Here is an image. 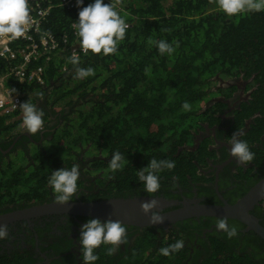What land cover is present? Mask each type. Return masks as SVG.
<instances>
[{"label": "trees", "instance_id": "obj_1", "mask_svg": "<svg viewBox=\"0 0 264 264\" xmlns=\"http://www.w3.org/2000/svg\"><path fill=\"white\" fill-rule=\"evenodd\" d=\"M44 1L57 4L60 0ZM93 2L83 0L80 7ZM79 10L76 5L56 6L41 29L57 38L67 35L69 41L78 42L69 27L78 20ZM117 11L129 25L117 53L105 56L89 52L80 58L79 66L93 68L94 76L74 79V66L67 57H60L46 63L43 84L10 82L24 93L22 103L29 100L43 110L44 130L30 135L19 131L17 122L7 123L6 117L0 116V207L11 203L21 207L26 205L22 202L44 200L50 173L63 168V164L71 166L77 154L87 164L85 172L95 177L100 186L110 175L107 185L114 195H105L100 189L98 199L117 196L118 187L134 183L137 171L153 158L175 161L172 170L157 173L160 184L164 176L175 175L184 183L187 174L197 176L191 159L207 153V139L195 150L188 149L193 142L191 131L200 121H215L213 113L224 103L211 100L232 90L218 76L243 75L247 79L253 75L257 86L249 103L241 106L242 110L249 109L247 115L256 111L259 115L239 138L248 143L256 162L264 159V149L251 146L264 134V11L228 17L210 0H122ZM150 39L165 40L174 47L178 42L179 46L171 55H161ZM43 58L37 63L42 64ZM15 62L0 60V74ZM40 92L44 93L43 100ZM185 101L191 110L182 109ZM237 114L232 131L241 127ZM15 138L19 139L12 143ZM116 151L125 157V165L113 172L108 164ZM16 153L23 158L15 163L10 156ZM81 181L78 180V187ZM228 222L243 227L236 220ZM143 233L152 236L150 229ZM208 237V252L201 263L188 264H264V240L253 231L238 232L231 238L235 242L232 245L224 242L219 233ZM141 240L138 251L114 264L186 261L184 246L168 257L158 253L160 248L178 241V237L160 241L159 247L147 255V247L155 243L149 241L143 246ZM239 242L241 247H237Z\"/></svg>", "mask_w": 264, "mask_h": 264}, {"label": "flooded vegetation", "instance_id": "obj_2", "mask_svg": "<svg viewBox=\"0 0 264 264\" xmlns=\"http://www.w3.org/2000/svg\"><path fill=\"white\" fill-rule=\"evenodd\" d=\"M242 76L234 78L227 76L230 80L225 85L230 86L232 90L228 95L222 93L217 96L218 98L211 100V102L220 101L224 103L220 110L213 113L215 121H200L198 127H194L191 131L193 142L191 148L188 149L195 150L202 140L207 139L205 144L207 153L195 155L191 159L196 166L197 176L192 177L187 174V182L185 183L177 179L175 175L164 176L159 190L151 194L144 191L143 184L138 183L137 177L134 183L125 187L119 186L116 191L117 196H110L109 198L154 197L178 201L177 204L163 206L159 209V212H165L181 206L186 201L217 204L224 200L232 203L263 178L264 159L260 162L253 159L247 166H241L229 155L230 145L228 141L231 135L234 132L246 133L253 124L255 117L259 115L258 111L247 115L249 109L242 110L241 103H249L251 93L257 86V83L253 82V75L247 79H243ZM236 112H239L237 117L241 127L232 131L231 126L235 123L234 114ZM229 131H232V134ZM29 138L31 139V137ZM18 139L15 138L12 143ZM251 146L264 149V134L262 133L259 140L252 143ZM70 164L71 166L73 164L80 166L79 179L82 180L77 195L72 200H99L100 189H103L105 195H114V192L109 193V186L107 185L110 175L105 183L100 186L94 181L95 177L85 172L87 164L80 154H77ZM71 166L63 164L62 167L71 168ZM47 187L48 193L44 200L22 202L21 205L26 204L24 206H27L54 200L55 194L50 186ZM90 194L96 197H89ZM21 207L14 203L5 204L0 207V214ZM250 213L264 227V196L250 209ZM218 218L214 216L190 217L168 225L159 224L142 227L124 224L127 228L128 242L121 245L119 251L111 256L106 255L109 245H101L95 250V254L99 256L95 264H114L118 260L124 259L126 255L139 250L140 239H143L141 240L143 246L149 241L155 243L154 246L147 247V255L159 247L160 241L167 242L169 239H175V237L182 240L185 249H187L186 261L183 264H188L189 261L201 263L205 253L208 252L209 235L219 233L224 242L229 243V245L235 243L224 232L216 229L215 225ZM90 219L92 218L83 215L52 214L8 223L6 224L8 239L0 240V262L1 264H83L79 243L80 230L81 226ZM234 226L242 234L249 231L245 230L244 225L243 227L239 224ZM149 229L152 236L143 233ZM241 245L242 243L239 242L237 247H241ZM244 248L249 250L251 247L244 246Z\"/></svg>", "mask_w": 264, "mask_h": 264}, {"label": "clouds", "instance_id": "obj_3", "mask_svg": "<svg viewBox=\"0 0 264 264\" xmlns=\"http://www.w3.org/2000/svg\"><path fill=\"white\" fill-rule=\"evenodd\" d=\"M217 5V10L223 12L228 17H235L252 12L264 11V0H210ZM29 0H0V38L16 39L23 37L31 24ZM83 0H76V6L80 8L78 20L72 24L75 35L78 38L80 50L87 55L92 54L114 55L117 53L118 44L122 42L129 25L117 11V6L122 4V0H94L86 7H80ZM161 55H171L178 47H175L165 40L153 41ZM68 63L74 66V79L83 80L95 75V70L91 67L82 68L79 66L80 57L76 52L68 58ZM222 81H228L227 76L220 77ZM16 90L11 89L14 93ZM40 100H43L44 93L40 92ZM4 95L0 94V101L4 100ZM2 106V105H0ZM22 112V127L30 135H35L44 130V112L36 104L27 100L19 105ZM185 111L191 110L190 104L185 101L182 104ZM243 132H234L228 144L230 145L229 155L235 159L237 164L247 166L255 154L250 150L246 141L238 137ZM125 165V157L119 152H113L108 167L115 172L121 170ZM175 167V161L151 159L147 166L137 171L138 180L143 184V189L147 193H156L160 188L159 176L157 173ZM80 178V166L73 164L71 168H60L52 171L48 177V185L54 192V200L57 205H65L77 195L78 180ZM159 207L156 199H151L141 203L140 210L148 216L150 224L163 222L160 212L154 211ZM218 231L224 232L228 238L238 235L236 226H229L226 217H220L215 225ZM8 239L7 225H0V240ZM127 228L120 221L107 220L101 222L99 219H90L81 226L79 243L81 246L83 264H95L99 256L95 250L101 245H109L106 255H114L121 245L126 244ZM184 246L182 240H178L167 247H162L158 253L168 257L172 253L180 251Z\"/></svg>", "mask_w": 264, "mask_h": 264}, {"label": "water", "instance_id": "obj_4", "mask_svg": "<svg viewBox=\"0 0 264 264\" xmlns=\"http://www.w3.org/2000/svg\"><path fill=\"white\" fill-rule=\"evenodd\" d=\"M264 196V177L251 186L240 198L229 203L224 200L221 203H201L198 201H186L177 208L160 212L163 222L150 224L147 215L141 212V203L156 199L159 207L153 209L159 212L163 206L177 204L178 201L154 198H106L99 200H71L65 205H57L55 200L30 204L18 209L0 214V225L52 214L83 215L92 219L120 221L123 224L133 226L168 225L169 223L190 217H226L239 221L245 230L253 231L264 240V227L250 213V209Z\"/></svg>", "mask_w": 264, "mask_h": 264}, {"label": "built area", "instance_id": "obj_5", "mask_svg": "<svg viewBox=\"0 0 264 264\" xmlns=\"http://www.w3.org/2000/svg\"><path fill=\"white\" fill-rule=\"evenodd\" d=\"M76 5V0H60L57 4L34 0L30 6L31 24L25 35L16 39L0 38V60L16 61L14 65L0 74V94L4 100L0 101V116L6 117V122H17V129L25 132L22 127V112L19 105L22 103L23 92L10 85L13 80L18 84H43L45 65L52 58L67 57L76 52L81 58L85 55L79 48V43L69 41L67 35L59 38L44 32L41 29L43 21L54 7L71 8ZM70 24V31L75 35V30ZM76 37V35H75ZM77 38V37H76ZM23 43L22 46L16 43ZM44 57V58H43ZM43 58L42 64L37 63ZM65 66H62L64 69ZM11 89H15L14 93Z\"/></svg>", "mask_w": 264, "mask_h": 264}, {"label": "rangeland", "instance_id": "obj_6", "mask_svg": "<svg viewBox=\"0 0 264 264\" xmlns=\"http://www.w3.org/2000/svg\"><path fill=\"white\" fill-rule=\"evenodd\" d=\"M19 158H23V156L21 155V154H19V153H16L15 155H11L10 156V160H12L13 162H17V161H20V159ZM21 164H24V162L23 161H21Z\"/></svg>", "mask_w": 264, "mask_h": 264}, {"label": "bare ground", "instance_id": "obj_7", "mask_svg": "<svg viewBox=\"0 0 264 264\" xmlns=\"http://www.w3.org/2000/svg\"><path fill=\"white\" fill-rule=\"evenodd\" d=\"M63 70V69H62Z\"/></svg>", "mask_w": 264, "mask_h": 264}]
</instances>
